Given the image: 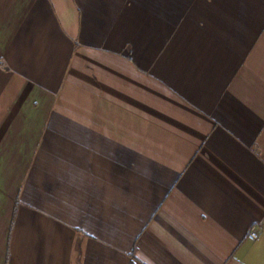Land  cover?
<instances>
[{
    "label": "crops",
    "instance_id": "1",
    "mask_svg": "<svg viewBox=\"0 0 264 264\" xmlns=\"http://www.w3.org/2000/svg\"><path fill=\"white\" fill-rule=\"evenodd\" d=\"M0 264H264V0H0Z\"/></svg>",
    "mask_w": 264,
    "mask_h": 264
},
{
    "label": "built area",
    "instance_id": "2",
    "mask_svg": "<svg viewBox=\"0 0 264 264\" xmlns=\"http://www.w3.org/2000/svg\"><path fill=\"white\" fill-rule=\"evenodd\" d=\"M260 227H261L260 223H255L251 225L247 233V238L250 240L256 239L258 237Z\"/></svg>",
    "mask_w": 264,
    "mask_h": 264
},
{
    "label": "rangeland",
    "instance_id": "3",
    "mask_svg": "<svg viewBox=\"0 0 264 264\" xmlns=\"http://www.w3.org/2000/svg\"><path fill=\"white\" fill-rule=\"evenodd\" d=\"M12 223V222H11Z\"/></svg>",
    "mask_w": 264,
    "mask_h": 264
}]
</instances>
